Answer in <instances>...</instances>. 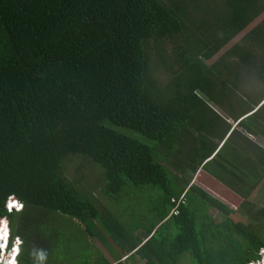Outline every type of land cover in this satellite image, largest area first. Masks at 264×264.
Here are the masks:
<instances>
[{
	"label": "trees",
	"instance_id": "16d2710c",
	"mask_svg": "<svg viewBox=\"0 0 264 264\" xmlns=\"http://www.w3.org/2000/svg\"><path fill=\"white\" fill-rule=\"evenodd\" d=\"M255 138L264 0H0V244L20 239L16 264H248L264 248ZM77 157L99 173L67 177Z\"/></svg>",
	"mask_w": 264,
	"mask_h": 264
},
{
	"label": "rangeland",
	"instance_id": "374dc122",
	"mask_svg": "<svg viewBox=\"0 0 264 264\" xmlns=\"http://www.w3.org/2000/svg\"><path fill=\"white\" fill-rule=\"evenodd\" d=\"M244 33H245V31H243L241 34L237 35L234 38L233 42L238 41L242 37V35ZM211 109L213 111H216L217 113H220L215 107H211ZM228 122H229L230 126L234 125L232 122H230V121H228ZM213 141H215V140H213ZM254 141L259 146H261L262 148H264V141L262 139L255 138ZM66 167H67L66 168L67 177H70V178L73 176V174L74 175H77L78 173H80L82 175H91V177H92V175H94V176L97 175V171L99 173V168L97 166H95V165H93L91 163H88L87 161H83V162L80 163V158H78V157L76 159L73 158V159L69 160V163L66 164ZM170 171L172 173L175 172L172 168H170ZM189 183L192 184V185H194V186H198V187L206 190L209 194L216 195L214 191H211V189H209V188L207 189L204 186V184H202L200 181L194 180V177L191 178V180L189 181ZM96 191H97V189L95 187V191H94L95 192V195L100 199L101 204H106V202L101 197H99L98 194H96ZM136 195L139 196V197H141V198L144 197V195L141 194V193H137ZM251 196H252L251 201L256 205V209H261V208L264 207V182L261 184V186L259 188H256L254 190V192H252ZM147 198L148 197L145 195V197L142 199V201H145V199L147 200ZM218 200H221L223 202L222 199H218ZM223 203L226 204V205H228L229 207H232L226 201H224ZM123 204L128 205L130 203L125 202ZM7 205H8V203H7ZM143 205L140 204V206H138V208L137 207L136 208L138 209V212H140L139 211V209H140L141 210V214L142 215H145L144 216V219L140 220V224H141L142 228L143 227L146 228V227H149V225H150V219L151 218H150V215L147 213L146 206L145 205L143 206ZM131 209L133 210V205L131 206ZM208 214L212 218L213 222H217V221H219V219H221V217L215 211L209 210L208 211ZM133 221H134V219L133 218H130L131 224H133ZM256 224H257V229L258 230H261L260 232L262 234H264V218L257 220L256 221ZM254 225H255V223H254ZM5 236H6L7 240H8L9 239V235H7V233H6ZM93 243L95 244V247L100 250V246L95 241H93ZM19 244H20V239H19ZM12 245H13V242H12ZM18 249H19V245H18ZM18 253H19V251H18ZM4 256H6V254ZM17 256L15 257V260H16ZM103 256L106 257L107 255L105 253H103ZM108 261L109 262H112L110 259H108ZM5 263H7V262H5L4 259L0 260V264H5ZM125 264H143V263L136 259V261L135 260L133 262L128 261V262H125ZM176 264H192V263L190 261V258L188 256V254L187 253H183V254H181L179 256L178 261H177Z\"/></svg>",
	"mask_w": 264,
	"mask_h": 264
},
{
	"label": "built area",
	"instance_id": "2783aa9c",
	"mask_svg": "<svg viewBox=\"0 0 264 264\" xmlns=\"http://www.w3.org/2000/svg\"><path fill=\"white\" fill-rule=\"evenodd\" d=\"M7 203H8L7 211H17L21 208V205L16 201H14L12 198H9ZM18 245H19V239L14 238L13 246H15V249L18 247ZM0 260H2L1 255H0ZM5 264H15V261L14 259H12L11 261H7V263ZM248 264H264V248L259 249L256 253V258L254 260H251Z\"/></svg>",
	"mask_w": 264,
	"mask_h": 264
},
{
	"label": "clouds",
	"instance_id": "9594fccd",
	"mask_svg": "<svg viewBox=\"0 0 264 264\" xmlns=\"http://www.w3.org/2000/svg\"><path fill=\"white\" fill-rule=\"evenodd\" d=\"M12 199L14 201H16L14 198H12ZM5 208H6V212H12V211H7V202H6ZM19 210H17V211H19ZM14 212H16V211H14ZM12 242L14 243V240H12ZM11 245H12V243H11ZM11 245L8 247V240H7L6 236H5L3 243L0 244V255H1L2 259L5 260V262L11 261L12 259H14L15 264H16L15 257L18 255L19 249H18V247L15 249V246H13V245L11 246ZM5 254H6V256H4Z\"/></svg>",
	"mask_w": 264,
	"mask_h": 264
},
{
	"label": "crops",
	"instance_id": "0c3cea01",
	"mask_svg": "<svg viewBox=\"0 0 264 264\" xmlns=\"http://www.w3.org/2000/svg\"><path fill=\"white\" fill-rule=\"evenodd\" d=\"M206 189V188H205ZM212 195V194H211ZM212 196H214V197H217L218 199H220L218 196H216V195H212Z\"/></svg>",
	"mask_w": 264,
	"mask_h": 264
}]
</instances>
